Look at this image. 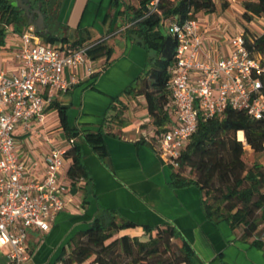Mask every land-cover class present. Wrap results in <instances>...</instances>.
Returning a JSON list of instances; mask_svg holds the SVG:
<instances>
[{"label": "crops", "instance_id": "1", "mask_svg": "<svg viewBox=\"0 0 264 264\" xmlns=\"http://www.w3.org/2000/svg\"><path fill=\"white\" fill-rule=\"evenodd\" d=\"M110 1H61L58 19L64 23L65 29L76 36L78 29H86L83 34L89 38L84 42L106 38L104 44L110 48V53L96 58L88 55L84 66L90 65L94 71L66 92L55 94L52 100L66 107V120L70 125L79 130L95 131L112 98L119 95L126 104L124 115L127 124L111 128V132L104 136L107 155L103 160L88 144L82 143L83 163L89 178L69 186L66 207L57 212L49 230L30 231V246L31 240L35 242L31 246V264L51 262L52 258L47 261L46 254L43 262L33 256L42 235L45 239L56 238L55 254L59 250L57 247L68 236L85 228L107 208L135 223L120 229L119 233L137 235L141 239H146L148 235L143 225L172 224L191 244L199 264H264V251L250 244V240H245L239 227L232 228L225 220L216 222L205 216L196 185H169L172 168L161 160L146 138L152 123L144 97L122 94L153 54L133 42L125 30L118 32L127 23L120 25L118 9H122V5L114 8L110 6ZM214 1L218 5V0ZM227 1V10L235 6V0ZM195 15L201 24L202 58L215 59L227 54L230 35L242 31L239 25L232 22V16L202 10L196 11ZM258 17L264 19L263 15ZM3 27L0 68L16 71L17 35L21 30H15L11 23H4ZM84 66L78 68L79 74L84 71ZM48 105L44 108L42 122L32 121L29 129L19 126L15 130L18 151L34 174L43 171L42 159L50 148L62 146L68 138L60 125L57 110L48 108ZM169 118V123L173 122L174 114ZM108 125L109 122L104 127L110 128ZM67 166L68 160L64 172Z\"/></svg>", "mask_w": 264, "mask_h": 264}, {"label": "trees", "instance_id": "2", "mask_svg": "<svg viewBox=\"0 0 264 264\" xmlns=\"http://www.w3.org/2000/svg\"><path fill=\"white\" fill-rule=\"evenodd\" d=\"M33 6L39 2L45 12L48 32L41 34L44 42L67 36L54 29L60 26L58 10L62 0H29ZM151 0H138V8L125 14V33L136 44L153 55L148 57L144 69L126 86L122 94L128 97L142 95L151 118L153 142L155 135L166 129L170 118L165 106L170 101L168 87L169 68L175 61L176 37L167 29V23L183 19L188 11L216 10L214 0H158L156 9L150 11ZM123 5V0H111L110 6ZM243 17L250 21L254 16H264V0H243ZM129 7L119 8L118 13L129 12ZM4 23H11L15 30H23L28 24L23 10L15 0H0V45L4 42ZM66 27L65 25L63 26ZM86 29H78L71 44H81L89 36ZM244 42L251 53H261L264 57V31L256 33L245 27L242 30ZM110 53L105 44L97 43L88 49L92 58ZM97 74V73H96ZM95 74V75H96ZM264 94V82L262 87ZM48 108H54L59 115L60 125L67 137L74 140L64 152L68 160L65 171L70 185L81 179H88L89 172L83 163L82 143L89 145L102 160L107 155L104 136L111 128L104 126L111 119L117 125L127 124L124 115L126 104L120 96L112 98L100 126L95 131L79 130L66 120V107L52 100ZM241 130L247 144L254 151L264 152V123L252 118L243 109L227 106L220 114L199 119L196 129L189 137L178 158L179 165L173 168L169 180L171 187L196 185L200 191L201 204L205 216L213 221L225 220L232 228L242 227V237L250 244L264 251V240L255 233L264 222V167L243 159V143L237 139ZM135 225L124 219L114 209H104L85 228L70 235L66 246H62L51 264H195L196 255L191 244L172 224L162 226L143 225L148 234L146 239L137 235L119 233V230ZM33 252V250H32Z\"/></svg>", "mask_w": 264, "mask_h": 264}, {"label": "built area", "instance_id": "3", "mask_svg": "<svg viewBox=\"0 0 264 264\" xmlns=\"http://www.w3.org/2000/svg\"><path fill=\"white\" fill-rule=\"evenodd\" d=\"M157 1L149 2L150 11ZM167 29L177 40L175 61L169 68L170 101L165 106L174 120L151 143L173 169L199 119L230 106L264 123V57L251 53L238 31L229 37L227 54L202 58L201 24L192 9L187 17L169 21ZM102 39L54 44L42 41L34 26L27 24L17 35V70L0 68V256L4 264H31L30 231L49 230L57 212L66 207L70 182L64 172V152L74 140L68 137L62 146L50 148L42 159L43 171L34 174L18 151L15 130L42 122L44 108L55 94L66 92L94 71L84 64L88 49ZM81 66L84 71L79 74ZM151 134L146 132L149 141ZM237 139L250 147L238 131Z\"/></svg>", "mask_w": 264, "mask_h": 264}, {"label": "rangeland", "instance_id": "4", "mask_svg": "<svg viewBox=\"0 0 264 264\" xmlns=\"http://www.w3.org/2000/svg\"><path fill=\"white\" fill-rule=\"evenodd\" d=\"M242 1L243 0H235V6L228 7V1L227 0H218V5H216V13L218 15H222V16H232V22L235 25H239V27L241 28V30H243L245 27H247L248 29H250L253 32L256 33H261L264 31V19L262 17H258V16H254L250 21H247L243 15V6H242ZM139 3L138 0H123V5L122 8H126L129 7V12L124 11V13L122 15H120V25H124L126 24V20H125V14L126 13H131L133 11L134 8H138ZM61 24L60 26L56 25L54 27L53 30H55L57 33L59 34H64L67 36V40L71 41L76 37L75 33H69L63 26L64 23L60 20ZM128 24V23H127ZM126 26V25H125ZM123 30H125V27H123L121 30H119L118 32H123ZM238 31H235L234 33H236ZM60 41H62V39H56V40H52V41H48L50 43H59ZM104 42H106V38H103L99 43L104 44ZM106 44V43H105ZM106 46V45H105ZM150 54H153L152 52ZM110 128H114L115 126L117 127V121L116 119H111V121L109 122L108 125ZM152 128L150 132H152ZM244 147V153H243V159L245 160V162L247 163H251L253 161H256L260 164L263 165L264 167V152L263 151H259L256 152L254 151L252 148H249L247 146H243ZM239 229L242 231V227L239 226ZM36 235V234H35ZM55 237V235H53ZM256 237H260L261 239L264 240V222L260 223L258 226V229L255 233ZM45 236H41L40 240L37 243V247L36 250L33 254V256L37 259V261H44V257L46 254V259L47 261L51 259V263H53V261L55 260V258L57 257L59 251L61 250L62 246H66V242L69 239L70 236H68L61 244L60 246H58L57 248H59V250L54 254L55 251V243H56V238L55 240H52L51 238L49 239H45ZM146 238L148 236H145ZM58 238V237H57ZM31 246L33 247L35 245L34 241H30ZM52 243V244H51ZM52 254H54V256H52ZM5 258L0 256V264H4ZM196 263L195 264H199V261L196 258ZM56 264H61V262H57Z\"/></svg>", "mask_w": 264, "mask_h": 264}, {"label": "water", "instance_id": "5", "mask_svg": "<svg viewBox=\"0 0 264 264\" xmlns=\"http://www.w3.org/2000/svg\"><path fill=\"white\" fill-rule=\"evenodd\" d=\"M15 4L23 10L27 16V23L34 26L35 32L40 35L48 32L47 24L44 19L45 12L41 10L40 2L34 7L31 6L29 0H15Z\"/></svg>", "mask_w": 264, "mask_h": 264}, {"label": "bare ground", "instance_id": "6", "mask_svg": "<svg viewBox=\"0 0 264 264\" xmlns=\"http://www.w3.org/2000/svg\"><path fill=\"white\" fill-rule=\"evenodd\" d=\"M242 135H243V134H242V131L239 130V131H238V136H239V138H242Z\"/></svg>", "mask_w": 264, "mask_h": 264}, {"label": "flooded vegetation", "instance_id": "7", "mask_svg": "<svg viewBox=\"0 0 264 264\" xmlns=\"http://www.w3.org/2000/svg\"><path fill=\"white\" fill-rule=\"evenodd\" d=\"M32 7H34L32 4H31ZM36 16V15H35ZM27 17V16H26Z\"/></svg>", "mask_w": 264, "mask_h": 264}]
</instances>
